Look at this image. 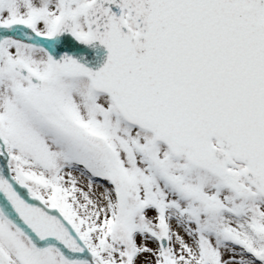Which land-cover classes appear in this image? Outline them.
I'll list each match as a JSON object with an SVG mask.
<instances>
[{
    "label": "snow or ice",
    "instance_id": "obj_1",
    "mask_svg": "<svg viewBox=\"0 0 264 264\" xmlns=\"http://www.w3.org/2000/svg\"><path fill=\"white\" fill-rule=\"evenodd\" d=\"M0 264H264V0H0Z\"/></svg>",
    "mask_w": 264,
    "mask_h": 264
}]
</instances>
